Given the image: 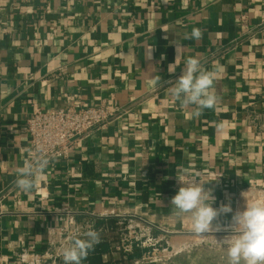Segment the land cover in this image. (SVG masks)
<instances>
[{
    "label": "crops",
    "instance_id": "1",
    "mask_svg": "<svg viewBox=\"0 0 264 264\" xmlns=\"http://www.w3.org/2000/svg\"><path fill=\"white\" fill-rule=\"evenodd\" d=\"M193 28L201 39L186 38ZM189 57L216 72L217 104L199 116L170 90ZM110 99L119 118L50 161L33 190L16 187L34 160L33 108ZM178 178L204 184L216 208L264 193V0H0V264H25L21 253L41 254L70 221L85 227L110 212L170 234L173 255L191 253L198 235L171 205ZM228 214L194 240L219 235ZM113 220L114 231L101 223L105 262L120 256L125 224Z\"/></svg>",
    "mask_w": 264,
    "mask_h": 264
},
{
    "label": "clouds",
    "instance_id": "2",
    "mask_svg": "<svg viewBox=\"0 0 264 264\" xmlns=\"http://www.w3.org/2000/svg\"><path fill=\"white\" fill-rule=\"evenodd\" d=\"M186 38L199 40L202 38V32L199 28H193ZM174 65L169 66V72L175 71ZM160 78L155 76L153 82L159 83ZM215 80V71L204 69L199 59L189 57L182 75L171 83V94L183 106H195L196 111L192 115L199 116L204 109H213L217 104L218 97L213 87ZM49 162L47 158L25 161L15 181L16 187L25 193L33 190L35 181L48 167ZM178 180L183 186L179 187L178 192L171 198L173 214L188 216L190 229L198 236L220 231V227H214L213 222L221 213H231V205L221 204L219 208L213 207L215 197L211 195L210 190L205 191L204 184L196 179ZM70 241V245L62 251L64 264H81L94 245L100 243V236L97 231L89 229L82 234V238L77 235L71 237ZM221 244L226 245L224 247L228 264H264V200L247 203L245 210L237 211L233 215L231 234L225 237Z\"/></svg>",
    "mask_w": 264,
    "mask_h": 264
},
{
    "label": "built area",
    "instance_id": "3",
    "mask_svg": "<svg viewBox=\"0 0 264 264\" xmlns=\"http://www.w3.org/2000/svg\"><path fill=\"white\" fill-rule=\"evenodd\" d=\"M121 107L114 99L101 102L95 107H81L69 105L65 108L41 110L33 108L26 120V131L29 137V150L31 157L47 158L49 161L66 159L76 142L93 130H103L111 122L119 118ZM119 215L104 213L95 216V219H118L119 225L125 221L119 220ZM124 230L119 236L115 249L124 254L131 253L133 248L146 250L139 259L132 264H154L160 253L157 246L164 241L165 235L153 237L155 229L151 226H137L131 220L125 223ZM89 229L102 233L103 229L96 228L95 221L85 227H78L70 221V225L56 234L57 239L51 241L47 250L41 254H20V262L25 264H64L62 251L70 245V238L81 236ZM165 244H168L167 241Z\"/></svg>",
    "mask_w": 264,
    "mask_h": 264
},
{
    "label": "rangeland",
    "instance_id": "4",
    "mask_svg": "<svg viewBox=\"0 0 264 264\" xmlns=\"http://www.w3.org/2000/svg\"><path fill=\"white\" fill-rule=\"evenodd\" d=\"M261 194L264 196V193H261L259 191H245L242 194H240L239 198L237 199V202H234L233 205V211L228 214V219L230 220V223L227 224V226L222 230V232L219 235H211L212 237L216 236V238H207V241H195L193 238L191 244L188 247H191L189 252L192 253V255L189 257L188 255L191 253H185L182 252L178 255H173L171 252V249H169V245L165 244L167 243L171 245V242L169 241L171 235H165L167 236L164 241L160 242L157 246L158 251H162L164 249H167L166 252L160 253L161 255L156 258V261L154 264H228V257L226 253V245H222L221 242L225 239V237L229 236L231 234V227L233 225V215L237 211H241L240 208L246 207L247 203H254L257 201H262ZM264 199V197L262 198ZM242 206V207H241ZM239 209V210H238ZM153 230L152 235L155 238L157 236ZM210 234H205L204 236H209ZM200 238V237H199ZM198 238V239H199ZM205 238V239H206ZM203 240V239H202ZM187 248V246H186ZM199 250H201L199 252ZM184 254H187L185 257ZM222 257V258H221Z\"/></svg>",
    "mask_w": 264,
    "mask_h": 264
},
{
    "label": "trees",
    "instance_id": "5",
    "mask_svg": "<svg viewBox=\"0 0 264 264\" xmlns=\"http://www.w3.org/2000/svg\"><path fill=\"white\" fill-rule=\"evenodd\" d=\"M103 222L109 223L111 225V226L109 225L108 227L111 229V231H114L116 227L118 228V226L115 225L116 221L113 219H108V221H103V220L96 221V228L97 229L102 228L103 232L106 231L105 229L106 227L101 224ZM145 251L146 250H142L140 248L134 247L131 253L124 254L120 252L119 258L115 260L111 259V261L105 262L103 260V255L108 254L110 252L109 245L106 239L100 238V243L94 245V247L88 252L87 257L82 260L81 264H132V261L141 258L142 254L145 253Z\"/></svg>",
    "mask_w": 264,
    "mask_h": 264
},
{
    "label": "bare ground",
    "instance_id": "6",
    "mask_svg": "<svg viewBox=\"0 0 264 264\" xmlns=\"http://www.w3.org/2000/svg\"><path fill=\"white\" fill-rule=\"evenodd\" d=\"M261 196H262V198L264 197L262 194H261ZM262 198H261V200H264V199H262ZM241 207H242V206H241ZM245 208H246V207H242V208H240V209H241V211H243V210H245ZM238 210H239V209H238ZM174 247H175V250H177L178 245L175 244Z\"/></svg>",
    "mask_w": 264,
    "mask_h": 264
}]
</instances>
